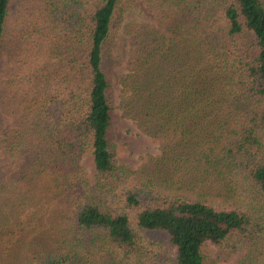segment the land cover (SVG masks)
<instances>
[{
  "label": "trees",
  "instance_id": "16d2710c",
  "mask_svg": "<svg viewBox=\"0 0 264 264\" xmlns=\"http://www.w3.org/2000/svg\"><path fill=\"white\" fill-rule=\"evenodd\" d=\"M144 1L152 21L119 26L133 0H35L22 62L13 53L0 82L16 121L0 166L14 196L0 264H209L208 244L264 264V0ZM112 39L125 54L116 73ZM113 104L159 141L145 180L114 163ZM115 183L111 205L100 195ZM132 220L162 233L173 258Z\"/></svg>",
  "mask_w": 264,
  "mask_h": 264
},
{
  "label": "rangeland",
  "instance_id": "374dc122",
  "mask_svg": "<svg viewBox=\"0 0 264 264\" xmlns=\"http://www.w3.org/2000/svg\"><path fill=\"white\" fill-rule=\"evenodd\" d=\"M35 0H10L7 11V18L5 24L4 38L2 42L1 58H0V82L5 80L10 65V59L13 53L16 55L18 65L21 64L23 50L20 49L23 43V34L27 33L26 20L29 18L28 14L35 7ZM127 14H123V19L118 22L123 25L124 22L132 21L133 24H146L148 25L154 18V10L148 6L144 0H133L129 6ZM118 26V25H117ZM118 26V27H119ZM120 28V27H119ZM120 32V29H118ZM22 32V35H21ZM108 61L110 62L111 56L116 60L112 65V71L119 72L120 60L125 57V54L121 53L122 48L115 42L114 39L109 41L108 44ZM112 94L115 98V88L113 84L111 86ZM8 108L2 109L0 107V166L10 163V156L5 149V137L12 133L15 122L14 117L9 113ZM110 143L114 153V163L118 166L125 165L131 169L130 178L134 180H145L149 173L152 172V166L156 164L155 157L161 154L159 141L142 131L137 127L134 121H132L126 115H123L119 106H112V121L110 129ZM82 163L85 168L87 180L93 182L94 174L89 156L85 154L82 157ZM5 179V178H4ZM106 192L102 193L101 198L108 204H119L121 198V191L123 187L119 184H114L111 188H105ZM8 193L0 189V218L4 217L7 213L5 202L14 201L12 198L7 197ZM10 198V199H5ZM5 201V202H4ZM14 203V202H13ZM22 216V215H20ZM131 225L139 239L143 243L153 244L160 250V254L167 260L173 258L174 248L172 246L167 247L163 241L164 235L157 231H146L135 226L133 220ZM38 235V234H37ZM209 249V264H234L239 252L234 253L229 259H224L226 254L222 251V248L208 244Z\"/></svg>",
  "mask_w": 264,
  "mask_h": 264
}]
</instances>
